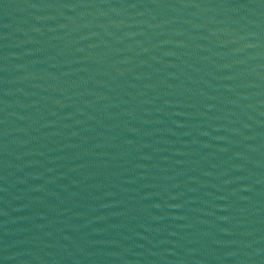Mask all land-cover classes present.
I'll return each mask as SVG.
<instances>
[{
	"label": "water",
	"instance_id": "1",
	"mask_svg": "<svg viewBox=\"0 0 264 264\" xmlns=\"http://www.w3.org/2000/svg\"><path fill=\"white\" fill-rule=\"evenodd\" d=\"M0 264H264V0H0Z\"/></svg>",
	"mask_w": 264,
	"mask_h": 264
}]
</instances>
